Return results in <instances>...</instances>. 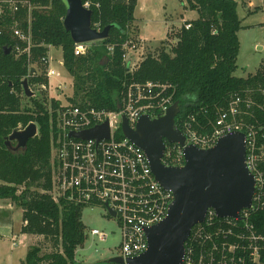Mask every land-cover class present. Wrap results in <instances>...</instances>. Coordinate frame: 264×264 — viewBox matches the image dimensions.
Returning <instances> with one entry per match:
<instances>
[{
	"label": "trees",
	"instance_id": "1",
	"mask_svg": "<svg viewBox=\"0 0 264 264\" xmlns=\"http://www.w3.org/2000/svg\"><path fill=\"white\" fill-rule=\"evenodd\" d=\"M85 2L92 11V27H111L105 39L85 54L75 55L74 42L63 26L64 0H0V200L21 209L22 233L41 235L53 246L48 253L30 246L21 264H75V250L87 238L82 208L62 199L54 201L48 192L54 110L59 102L52 100L49 110L36 100L31 108L22 104V81L28 82L26 75L35 72L28 61L40 62L50 46L60 47L62 65L73 80L69 102H89L110 110L116 107L122 83L130 80L169 83L175 87L174 101L179 102L180 112L202 111L210 118L217 107H226L234 93L264 89V62L254 74L234 75L241 28L235 0L190 2L198 17L184 23L175 39L164 41L156 54H146L132 73L123 61L122 46L130 39L137 0H82ZM14 28L30 32L29 56L13 51L17 42ZM32 80L43 81L40 77ZM30 122L38 127L37 135L27 141L25 150H9L6 138ZM260 216L264 212L255 215Z\"/></svg>",
	"mask_w": 264,
	"mask_h": 264
},
{
	"label": "built area",
	"instance_id": "2",
	"mask_svg": "<svg viewBox=\"0 0 264 264\" xmlns=\"http://www.w3.org/2000/svg\"><path fill=\"white\" fill-rule=\"evenodd\" d=\"M82 6L89 9L88 2ZM188 27L186 24L185 28ZM12 33L17 39L12 49L29 56L30 32L14 28ZM90 43H74V54H85ZM122 48L123 61L132 73L142 60L139 58L143 57L144 45L127 40ZM107 49L111 50L112 46ZM40 63L50 78L54 70L48 55L41 57ZM174 95L175 87L169 83L130 80L122 83L113 110L79 101L59 104L54 110L48 192L54 201L62 199L81 208L102 207L104 214L116 221L121 264H130L129 259L146 251V230L167 217L174 200L172 191L155 179L143 150L124 136L122 121L125 119L134 128L143 115L150 119L163 116L173 104ZM199 113L202 111L179 112L175 116V128L184 143L163 139L162 162L166 166L182 167L186 162L185 147L207 149L219 138L241 132L245 163L253 176L254 190L250 205L242 208L236 217H219L214 209H207L203 221L190 230L181 264H264V216L255 217L264 212V89L234 93L226 107L214 110L213 118L202 113L204 118L200 119ZM103 123H107L108 138L84 139L70 135ZM25 127L19 126L18 130ZM89 235L99 240L107 237L106 232L96 228L90 229Z\"/></svg>",
	"mask_w": 264,
	"mask_h": 264
},
{
	"label": "water",
	"instance_id": "3",
	"mask_svg": "<svg viewBox=\"0 0 264 264\" xmlns=\"http://www.w3.org/2000/svg\"><path fill=\"white\" fill-rule=\"evenodd\" d=\"M64 2L63 26L74 43L103 40L108 36L111 26L100 30L93 28L92 11L82 6V0ZM9 51L7 48L6 53ZM22 89L26 96L33 95L26 79L22 81ZM179 112L180 104L174 101L163 116L150 119L143 115L134 128H130L125 119L122 121L124 136L143 150L155 179L174 195L167 217L146 230V251L129 259L130 264H181L190 230L203 221L207 209H214L219 217H236L251 202L254 179L246 167L244 135L241 132L225 135L207 149L185 147L186 162L182 167H170L162 162L163 139L180 145L184 143L183 136L175 128V116ZM37 133L36 124L30 122L23 130H14L5 144L11 151H23L27 141ZM108 134L107 123L70 133L84 139L108 138ZM111 214L114 215L113 212ZM108 263L121 264L122 258L112 257Z\"/></svg>",
	"mask_w": 264,
	"mask_h": 264
},
{
	"label": "rangeland",
	"instance_id": "4",
	"mask_svg": "<svg viewBox=\"0 0 264 264\" xmlns=\"http://www.w3.org/2000/svg\"><path fill=\"white\" fill-rule=\"evenodd\" d=\"M236 12L240 19L241 28L238 31L239 51L236 58L237 68L234 72L235 76L246 77L248 74H254L261 63L264 62V0H235ZM149 14L152 16V23H148L149 30L152 32L154 27L158 29V33L151 35L146 43L139 39V25L132 23L130 28V41L134 44H145L143 57L148 54H156L164 41L174 40L176 33L180 27L188 22L181 20L185 18L197 17L195 10L188 9V0H155V3L147 6ZM153 12H152V11ZM139 14V12H138ZM183 14V15H182ZM167 16L165 23L168 26V32L165 39L161 32L165 30L163 23L159 22ZM167 30V29H166ZM168 38V39H167ZM100 41V40H98ZM98 41L90 43L89 47L98 44ZM14 51V50H13ZM15 54H20L14 51ZM48 58L50 67L54 70V74L48 78L46 68L40 62L28 61V67L35 69L33 74H27L29 89L33 92L32 98L28 99L22 94V104L27 107H33V100L39 101L49 110L51 101L56 100L60 105L70 103L69 98L72 97V77L67 73L62 65V50L60 47L51 46L48 49ZM40 77L43 81L40 83L33 82L32 79ZM44 85V88L42 87ZM38 131V127H37ZM15 143V142H14ZM9 202L8 200L3 203ZM13 212H20V208L12 204ZM81 220L86 227L87 238L82 246L75 250V264H117L108 263L112 257L118 256L119 251V233L116 221L104 214L102 207L82 208ZM96 228L106 232L107 237L99 240L97 236H90L89 230ZM41 252L48 253L53 250L51 241L41 238L37 241ZM7 252V244L0 246V255Z\"/></svg>",
	"mask_w": 264,
	"mask_h": 264
},
{
	"label": "crops",
	"instance_id": "5",
	"mask_svg": "<svg viewBox=\"0 0 264 264\" xmlns=\"http://www.w3.org/2000/svg\"><path fill=\"white\" fill-rule=\"evenodd\" d=\"M192 1L193 0H188V9H190L189 3ZM149 3L152 5L155 3V0H137V4L133 13L134 22L138 23L139 25V39L141 43H146L148 38H150V34L153 35L156 34V32L158 33V29L156 27H154L152 32L149 30L148 23H152L154 21L151 19L152 16L149 14V10H147ZM166 17L167 16H163V19L159 21L163 23V27H165V30L161 32L162 37L159 39H165L168 32V26L165 24L167 23V20H165ZM197 17L185 18L183 16L181 20L191 21ZM137 54L138 53L134 54V59L135 55ZM139 59H143V57L141 56ZM4 201L6 200H0V246L2 244H7V252L0 255V264H21L29 247L36 245L37 241H40V239L44 237L36 234L22 233L20 231L21 226L24 224L22 221V211L20 210V212H13L12 204L10 202L3 203Z\"/></svg>",
	"mask_w": 264,
	"mask_h": 264
},
{
	"label": "flooded vegetation",
	"instance_id": "6",
	"mask_svg": "<svg viewBox=\"0 0 264 264\" xmlns=\"http://www.w3.org/2000/svg\"><path fill=\"white\" fill-rule=\"evenodd\" d=\"M14 143V142H13Z\"/></svg>",
	"mask_w": 264,
	"mask_h": 264
}]
</instances>
